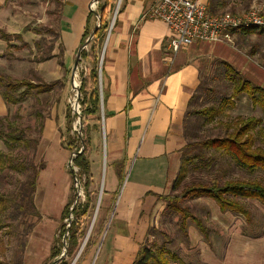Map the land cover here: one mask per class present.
<instances>
[{"label": "crops", "instance_id": "crops-1", "mask_svg": "<svg viewBox=\"0 0 264 264\" xmlns=\"http://www.w3.org/2000/svg\"><path fill=\"white\" fill-rule=\"evenodd\" d=\"M93 1L62 0L58 40L53 45V57L44 61H29L32 76H40L47 83L65 80L69 74L71 77L78 52L100 25L98 14L105 0H98L99 9L96 10L90 9ZM123 1L124 5L117 13L108 38L103 60V107L106 113L104 161L106 172L109 171L105 193L108 204L115 202L116 205L106 234L109 237L108 249L103 253L101 263L97 264H132L141 245L149 237L154 212L159 207L163 208L157 195L171 191L180 170L182 150L187 143L184 136L186 112L210 61L219 57L231 64L234 62L240 70L243 67L249 68L247 56L239 55L245 58V64L241 61L235 63L234 53L241 52L226 42L227 38L217 42L193 43L187 45L183 52L172 54L168 41L171 32L166 23L143 17L149 0ZM200 1L206 3L212 13L240 8L231 1ZM7 2L0 0V28L10 34H20L24 39L26 34L32 35L35 44L38 41L35 36L39 32L27 29L29 21L24 20L23 14L10 11ZM112 2L105 13L107 20ZM88 31L90 35L85 38ZM237 32L235 30L232 33ZM92 39L87 43L88 46ZM7 43V40L0 38V64L10 68L13 61L5 54ZM62 70V77L54 76ZM43 72L52 77L47 78ZM8 74L13 73L9 71ZM9 111L10 106L0 92V117L7 116ZM64 120L66 112L57 123L51 118L45 123L40 139V145L46 148L45 167L38 177L35 199L42 215L60 220L72 192L70 172L65 168L70 150L62 144ZM91 126V172L95 176L101 164V150L99 126ZM48 129L51 130L50 135L46 134ZM136 156L128 176L126 172L129 163ZM120 163H123L122 179L118 175L121 171ZM213 235L218 236L217 232L210 231L206 240L197 226L189 223V252L197 253V261L187 264H264V235L248 236L240 232L228 236V240L223 237L222 241H215ZM52 241L54 244L55 237L47 241L49 247L44 251L27 252L26 255L42 263L51 253ZM29 245L36 248L38 242L33 240Z\"/></svg>", "mask_w": 264, "mask_h": 264}, {"label": "rangeland", "instance_id": "rangeland-1", "mask_svg": "<svg viewBox=\"0 0 264 264\" xmlns=\"http://www.w3.org/2000/svg\"><path fill=\"white\" fill-rule=\"evenodd\" d=\"M225 1H231L233 3H236L237 7H240L238 9H235V7H233L232 9H227L226 11L240 13L246 9L257 8L262 12V14H264V0ZM61 3L62 0H8L7 6H9L10 11H12L13 13L23 14V16H25L24 20L29 21L27 29H30L32 32H39V34L36 33L38 35L34 34L36 35L35 37H38L39 42L37 45H35L32 35L30 36L26 34V40L24 38L17 37L16 35H10V33L8 34V32L4 29L1 30L0 38L2 36L4 40L7 39L10 41H7L8 49L5 54L11 61H13V64L10 65V68L0 64V72L5 73L13 80L25 79L34 83L43 82L47 84V82L43 80L42 77L37 75L32 76L30 71L32 70V68L29 65V61L32 62L33 60H37L38 58H40L43 53L48 51L51 45L57 42V29L59 27V12ZM123 5V0L122 2H120L119 7L118 0L112 2V10L110 11L108 17L109 26L111 25L114 17L118 15L116 14L117 8L119 12L122 9ZM236 31H238V34L231 33L232 37H228L226 39V42L233 45L234 48L241 52V54L239 52L234 53V56H236L234 58L235 63L238 64L241 61V63L245 64V58H242L239 55H242L244 57L247 56L246 59L248 60L247 64L249 65V68L243 67L242 71L238 66L234 64V62H232V65L237 70H239L244 77L264 87V35H259L258 33L244 34L240 29ZM104 44L105 41L99 49L98 89L100 102L97 117L84 114L80 117L79 120L77 116H74V114L70 112L72 109L71 103L74 101V91L72 89V75L70 77L69 74L67 78H65V80L60 79L57 82L52 92L39 94L36 93L35 89H29L30 92L25 101L9 105L10 111L7 117V122L12 123V125L15 128H18V130L25 131L26 136L30 139L39 138V143L36 147L34 146V143H32L29 147L18 146L15 150L13 149L12 151L5 146L2 140H0V150L5 153L8 152V154L13 156V159L17 157V161L26 160L27 163L34 162L38 165L42 159H45L46 148L40 145V139L44 132V126L48 118L55 120L57 123V120L60 118V116H65V112L70 114V120H64V124L62 125V131L66 137L65 141L67 143L69 142V140L75 137V128H80V124H83V122L89 125L97 124L99 126L98 131L100 138L99 143L101 150V164L98 169V173L95 176L92 175L91 185L89 189H85V192H90L91 207L86 215L79 218L81 229L86 231V234L81 242V247L84 241L89 239L92 232L97 234L98 243L94 247L90 257L86 261L79 263L78 259L80 258L82 252L78 256V249L74 253V255L69 257L70 264H92L97 251L98 254L93 264H97L98 262L101 263L102 255L104 252H106V249H108L109 237H106V234H108V228L112 223L114 216L113 211L116 205L115 202H111L110 204H108L106 193L104 192L108 187L109 180V171L106 172L104 161V159L106 158V154L104 153V137L106 133L104 127L106 121V113L104 111V107L101 104L102 102L100 95L102 94L104 98L105 88L103 86V64L102 67L100 66ZM233 47H231L230 49H232ZM88 48L90 49V46H88ZM185 48L186 47H184L181 52H183ZM77 57L78 54L76 58ZM18 61L22 62L18 63ZM223 61L225 60L217 57L210 61L209 66L204 70L202 74L203 88L197 89L198 97L195 99L194 103L191 106L192 110L210 106L213 104H218L222 97H229L231 95L233 90V83L231 79L226 76V70ZM252 62L255 63V65ZM83 64L88 65L90 70V67L92 66L91 61H84ZM9 71H12L13 74H8ZM43 75H45L44 72ZM45 76H47V78L52 77V75ZM54 76L62 77L63 70L60 74L56 73V75ZM25 89V86L21 87V90ZM17 95L15 94V96ZM235 102V107H227L225 109V113L219 117L220 119L226 121L232 119L237 115H255L257 117H261L264 121L263 110L259 106H254L246 94L239 95ZM191 118V116L188 117V120L191 121L187 123V127L190 132L198 130L199 137L220 135L224 133V128L218 124L219 121L203 123L201 127L197 128V126H195L194 124L195 122ZM69 122H72L71 127L73 126L70 133L67 132ZM46 134L50 135L51 130L48 129ZM78 144H80V142H78ZM258 144L264 145V140L259 141ZM74 151L75 150L69 151L65 168L68 172H70V183L72 184L71 197L76 198L77 191L75 188L74 176L68 166L69 160ZM192 153L190 151L187 154ZM212 153V151H209L207 155H212ZM215 156H217V159L211 166L205 165L202 160H199L196 164H191L188 172V177L185 179V182L189 183L192 180L206 181L212 177L219 176L223 180L244 179L256 180L264 183L263 169L258 168L255 170H249L238 165L230 156L222 153H216ZM136 158L137 156L133 157V160H131L129 163V169L126 172L128 176H130L132 172ZM109 167L110 164L108 163V168ZM19 168L21 170L8 168L5 171L0 172V192L10 193L16 191L21 182L26 179L27 171H24L22 167ZM74 171L75 174H78L79 168H74ZM78 178H80L82 184H84L85 177L84 175L80 174V171ZM172 190L173 188H171V191L166 194L171 193ZM101 191L102 197L99 204L98 200ZM36 192L37 188L34 193V201L36 208L38 209V205L36 204L35 200ZM242 201L249 210L248 217L232 212L220 213L214 201L208 198H189L183 202V206H187L194 215L200 217L208 226L209 230L217 232L218 236L213 235L215 241H217V239H221L222 241L224 238V240H228V236L232 237L234 234L240 232L248 236H263L264 205L260 201L255 199H242ZM160 202L163 203V208L160 209L159 207L158 211L154 212V220L149 230L150 234L147 240V244H155V246L163 244L165 246V249L168 250L170 254L173 253L179 257L180 262H177L179 264H187L186 262L197 261V253L189 252L190 244H188V242L185 240L183 233L179 229L180 215L178 213H171L167 211V203L165 199H159V203ZM82 203L84 202L82 201ZM38 211L41 214L39 209ZM2 218L4 220H9L4 216ZM65 222L69 223V221L66 219L64 221L60 219H52L42 214L40 218L26 217L24 219V217L21 215L17 216V218L12 220V225L6 226L0 230V258L8 262L9 264H18L20 262V256L19 251H17V247L20 243L19 241L25 238L27 240V244L22 253V264H43V262L44 264H53L55 259L48 260L47 258L46 260L44 259L42 263H40L38 260H33L26 254L27 252L33 253L36 250L44 251L46 248H48L49 245L47 241H50L52 237L56 238L59 235L60 226ZM189 223L195 224L191 219H188V225ZM30 224H33V226L28 232V226ZM222 224H224L225 226L223 227ZM222 231L226 233H223ZM26 234L28 235L26 236ZM33 240L38 242L36 248L32 247L33 244L32 246L29 245V242H32Z\"/></svg>", "mask_w": 264, "mask_h": 264}, {"label": "trees", "instance_id": "trees-1", "mask_svg": "<svg viewBox=\"0 0 264 264\" xmlns=\"http://www.w3.org/2000/svg\"><path fill=\"white\" fill-rule=\"evenodd\" d=\"M115 0H105L104 4L100 8V25L94 31V37L90 45V49L80 50L79 54L85 60H89L92 63L90 70L86 76L82 78L80 92L82 94L80 98L82 115H91L97 117L99 111V89H98V77H99V49L106 39L107 29L109 22L106 19V10L111 5L110 2ZM214 1L212 0V3ZM3 30L0 28V32ZM239 30V29H238ZM244 34L258 33L264 35L263 28L257 27H244L240 29ZM9 34V33H8ZM92 34V33H91ZM20 37V34H10ZM90 35L88 31L85 34V38ZM58 37V36H57ZM1 38H3L1 36ZM84 38V40H85ZM4 39V38H3ZM7 40V39H5ZM10 42L9 40H7ZM39 42L36 41L35 45ZM54 45V44H53ZM53 45L50 46L47 52L38 58L40 61H44L52 58ZM226 70V76H228L233 83V90L229 97H222L218 104L205 106L201 108L191 109L192 104L198 97V90H196L189 102V108L186 112L184 120V136L187 143L182 150L181 166L176 179L172 185V192L169 194H158V199H165L167 205L166 209L171 213H178L179 216V229L184 235L186 241H188V219L194 221L197 228L203 234L204 238L208 240L209 230L208 226L203 220L194 215L187 206H183V202L189 198H209L216 202L222 212H232L242 214L246 217L249 216V210L243 203L242 199H255L260 201L264 205V183L256 180H244V179H226L221 177H212L206 181L192 180L189 183L185 182L188 177V172L191 164L198 163L202 160L205 165L211 166L217 159L216 153H222L230 156L238 165L247 168L249 170L263 169L264 170V145L258 144L259 141L264 140V121L261 117L255 115L243 116L237 115L230 120H222L219 117L225 113L227 107H235L236 99L241 94H246L251 100L254 106H259L264 112V87L244 77L239 70H237L231 63L223 61ZM102 74H104L102 67ZM59 80L51 83L37 82L34 83L29 80H13L5 73L0 72V92L4 100L10 104H17L27 99L30 92L29 89H35L36 93H46L53 89ZM25 86V90H21V87ZM202 82L198 89H202ZM28 89V90H27ZM15 94L17 96H15ZM103 101H105V93ZM72 112V109L71 111ZM81 115V116H82ZM77 116V114H74ZM191 116L195 122L197 128L201 127L203 123H211L219 121L218 124L224 128V133L220 135H210L206 137H199L198 130L191 131L187 127L188 117ZM7 116L0 117V140L3 141L5 146L9 149L15 150L18 146L29 147L32 143L36 147L39 143V138H28L25 131L18 130L12 123L7 122ZM66 119L70 120V114L66 113ZM69 122L67 132L70 133L71 127ZM95 127V126H93ZM92 126L83 122V137L79 139L75 134V137L65 141V135L62 134V144L70 151L75 150L77 155L73 158L75 166L79 168L80 174L84 175L85 182L84 188L89 189L92 180L91 172V153H92ZM190 132V133H189ZM80 142V144H78ZM192 154H187L190 152ZM209 151H212V155H207ZM8 152L0 150V172L5 171L8 168H14L27 171V176L16 191L10 193L0 192V230L6 226L12 225V220L21 215L24 219L27 218H40L41 214L36 208L34 201V193L37 188V181L40 171L45 167V161L42 159L37 165L34 162L27 163L26 160L17 161ZM203 163V164H204ZM121 171L118 172L120 179L123 176V163H120ZM78 171V176H79ZM73 174V171L71 170ZM180 189V190H179ZM179 190V191H177ZM105 192V191H104ZM86 200L84 203L75 205L71 210L76 198L71 197L64 207L61 220L70 217L72 213L74 219L68 223H63L60 226L59 235L55 238L54 244L51 248V253L48 260L55 259L53 264H70L69 257L81 247V242L86 234V231L80 227L79 218L86 215L91 207L90 192H85ZM75 199V200H74ZM8 218L4 220L2 217ZM33 224L28 226V232ZM68 232L67 246L64 244V236ZM28 234H26L27 236ZM147 240L141 245L137 256L132 264H172L180 262V259L175 254H170L165 246L155 244H147ZM17 251H19L20 262L22 264V253L27 244V240L23 238L19 241ZM98 243V236L94 232L91 233L87 240L84 249L78 259L79 262L86 261L96 244ZM66 250V254L59 259L61 254ZM0 264H9L8 262L0 258Z\"/></svg>", "mask_w": 264, "mask_h": 264}, {"label": "built area", "instance_id": "built-area-1", "mask_svg": "<svg viewBox=\"0 0 264 264\" xmlns=\"http://www.w3.org/2000/svg\"><path fill=\"white\" fill-rule=\"evenodd\" d=\"M122 0H118V7ZM98 8V0L90 4V9L96 10ZM118 8L116 10V13ZM144 18L157 19L166 23L171 36L169 37V49L172 54H177L187 45L198 42H217L224 38L231 37L230 32L244 27H257L264 29V14L257 8L246 9L240 13L232 11H225L222 13H212L209 11L206 3L200 0H149V6L144 10ZM98 18L100 15L98 14ZM111 26V25H110ZM108 27L109 36L113 26ZM107 32V34H108ZM107 36V35H106ZM89 50L88 45H82L80 50ZM79 63L72 73L74 101L72 104V113L78 115V119L82 115L80 92L82 78L89 72V66L84 65L87 61L78 55ZM78 81V82H77ZM83 124L80 128H75V133L79 139L83 137ZM75 152V153H74ZM70 160L69 168L73 171L75 188L77 191L76 200L74 201L71 210L75 205L86 200L84 184L80 178L75 174V166L73 158L77 155L74 151ZM74 167V168H73ZM73 219V214L67 218L69 222ZM70 223H68V226ZM68 232L64 236V244L67 245Z\"/></svg>", "mask_w": 264, "mask_h": 264}, {"label": "water", "instance_id": "water-1", "mask_svg": "<svg viewBox=\"0 0 264 264\" xmlns=\"http://www.w3.org/2000/svg\"><path fill=\"white\" fill-rule=\"evenodd\" d=\"M117 12H118V11H117ZM116 14H117V13H116ZM115 16H116V15H115ZM115 18H116V17H114L113 21L111 22V26H110V28L114 25ZM94 31H95V30H94ZM109 33H110V32H108V34H107V36H106L105 44H104V46H103V50H102V60H101V63H100V66H101V67H102L103 60H104V52H105V49H106V43H107L108 38H109ZM93 36H94V32L88 37L86 44L92 39ZM78 55H79V52H78ZM78 63H79V58L77 57L76 62H75L74 67H73V71L76 69ZM100 95H101V102H102L101 104H102V106H103V96H102V94H100ZM101 197H102V191L100 192V195H99V200H98V201H99V202H98L99 204H100V201H101ZM86 242H87V240L84 241L82 247L80 248L79 253H78V256H79L80 253L82 252V250H83V248H84ZM98 250H99V249H98ZM65 254H66V250L64 249V252L61 254V256L59 257V259H61ZM97 254H98V251H97V253H96V255H95V258H94V260H93V263H94V261H95V259H96V257H97ZM93 263H92V264H93Z\"/></svg>", "mask_w": 264, "mask_h": 264}]
</instances>
